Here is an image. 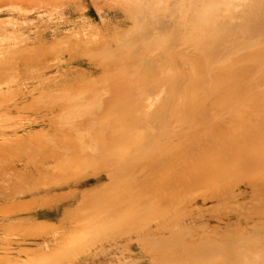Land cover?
<instances>
[{
	"label": "rangeland",
	"instance_id": "rangeland-1",
	"mask_svg": "<svg viewBox=\"0 0 264 264\" xmlns=\"http://www.w3.org/2000/svg\"><path fill=\"white\" fill-rule=\"evenodd\" d=\"M135 7L130 0H0V264H180L194 252L190 246L205 240L244 241L249 264H264V199L254 193L264 185V158L190 200L188 191L164 187L177 174L157 167L153 157L176 144L179 127L172 121L160 137L156 127L146 143L128 142L129 155H116L114 137L123 125L111 105L132 98L154 110L162 102L157 97L168 96L140 88L131 94L126 86L135 83L142 62L120 66L113 58L142 16L137 11L144 8ZM154 36L136 50L162 67L170 42L164 48ZM192 49L191 42L179 44L176 61L195 59L203 70ZM250 64L236 62L219 73L244 81L240 70ZM256 92L264 86L244 95ZM168 104L175 106L172 97ZM192 258L235 260L222 247Z\"/></svg>",
	"mask_w": 264,
	"mask_h": 264
},
{
	"label": "bare ground",
	"instance_id": "bare-ground-1",
	"mask_svg": "<svg viewBox=\"0 0 264 264\" xmlns=\"http://www.w3.org/2000/svg\"><path fill=\"white\" fill-rule=\"evenodd\" d=\"M130 4L144 8V11H137L142 16L126 38V42L131 43L123 44L124 39L119 44L121 49L118 51H128L129 55L124 57L116 51L115 55L112 54L113 58H117L120 66L131 60L142 62L135 83L126 86L131 94L139 88L150 92L162 90L174 99L175 106L170 107L169 97L162 95L157 97L158 101H162L161 105L154 110L151 104H140L132 98L126 99V104L120 107V103L112 104L110 112H118L121 123L116 121L123 125L120 129L115 125V130L116 127L119 129L116 134L119 133L114 138L120 151L116 149L117 146H114L113 151H119L116 152L119 156L129 155L131 148L128 142L146 143L150 132L160 133L156 135L160 137L165 133L163 130L166 131L165 125L172 121L174 126L179 127L173 136L176 137V144L172 146V141V147H165L166 143L161 144L165 148L160 151L156 147L158 153L153 155L156 156L155 165L160 169H174L177 179L168 185L165 181L164 187L174 191H188L186 199L192 200L199 191L219 188V182L252 169L253 164L264 158V112L259 110V105L264 102V93L256 92L247 98L244 95L254 86H264V0H130ZM156 32H159V37L154 36ZM153 36L154 41L164 48L170 42L167 51L162 53V67L154 65L150 58L143 60L137 53L139 48L136 50L137 44L142 42V45H146ZM188 42L193 46L192 52L202 56L205 66L203 70L195 59L176 61V56L181 54L177 47ZM245 60L251 64L240 70L244 81L219 73ZM184 64L189 66V71L184 69ZM122 72L127 75L128 69L124 67ZM93 82L95 85L96 81ZM156 127L159 128L158 133L154 131ZM146 149L142 148L143 154ZM173 149L175 153L171 152H174ZM152 153L149 155L152 156ZM142 167L147 169L149 165L144 164ZM185 178L189 179L188 183H184ZM261 188L254 191L259 201L264 199V189ZM161 198L155 199L160 201ZM161 207L164 208L160 206L159 211ZM246 245L244 241L218 244L216 241L205 240L188 249L196 254L200 250L222 247L228 256L231 253L234 255L235 260H229V264H249L253 257L249 255ZM193 253L177 263L195 264ZM215 261L216 258H212L210 263Z\"/></svg>",
	"mask_w": 264,
	"mask_h": 264
}]
</instances>
